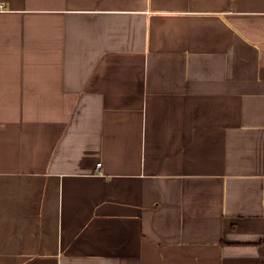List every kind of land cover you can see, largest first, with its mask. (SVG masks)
<instances>
[{
  "label": "crops",
  "instance_id": "0c3cea01",
  "mask_svg": "<svg viewBox=\"0 0 264 264\" xmlns=\"http://www.w3.org/2000/svg\"><path fill=\"white\" fill-rule=\"evenodd\" d=\"M0 4V264H264V0Z\"/></svg>",
  "mask_w": 264,
  "mask_h": 264
},
{
  "label": "built area",
  "instance_id": "2783aa9c",
  "mask_svg": "<svg viewBox=\"0 0 264 264\" xmlns=\"http://www.w3.org/2000/svg\"><path fill=\"white\" fill-rule=\"evenodd\" d=\"M0 7H3V6L0 4ZM98 165H99V167H100V166H101V163H99Z\"/></svg>",
  "mask_w": 264,
  "mask_h": 264
}]
</instances>
